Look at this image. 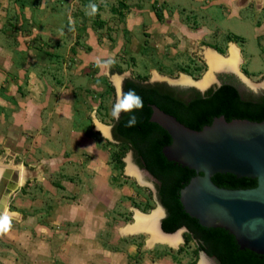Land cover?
<instances>
[{
    "label": "rangeland",
    "instance_id": "rangeland-1",
    "mask_svg": "<svg viewBox=\"0 0 264 264\" xmlns=\"http://www.w3.org/2000/svg\"><path fill=\"white\" fill-rule=\"evenodd\" d=\"M90 4L98 6L95 15ZM0 37L9 52L0 58V163L26 173L8 199L17 215L0 237V264H78L72 254L89 251L99 255L84 264H196L187 231L177 247L122 232L134 223L133 208L149 213L156 202L148 186L123 173L129 147L109 140L96 121L113 123L121 72L200 80L209 71L208 47L229 56L241 46L244 74L261 81L264 0H0ZM109 58L114 65L97 64ZM62 104L71 116L61 126L69 145L61 157L60 145L57 153L46 148L50 123L36 130L34 122L39 110L51 116ZM71 129L81 139L70 138ZM75 156L81 171L67 165ZM84 198L106 217L101 240L81 232L85 207L73 211L72 204Z\"/></svg>",
    "mask_w": 264,
    "mask_h": 264
},
{
    "label": "water",
    "instance_id": "water-1",
    "mask_svg": "<svg viewBox=\"0 0 264 264\" xmlns=\"http://www.w3.org/2000/svg\"><path fill=\"white\" fill-rule=\"evenodd\" d=\"M220 64L224 71L211 67L200 80L121 72L120 90L134 89L143 108L96 123L129 145L123 173L152 190L156 207L133 208L134 229L170 246L189 232L196 264H264V78L249 80L233 54ZM130 115L134 127L125 126ZM10 183L0 163V206Z\"/></svg>",
    "mask_w": 264,
    "mask_h": 264
},
{
    "label": "crops",
    "instance_id": "crops-1",
    "mask_svg": "<svg viewBox=\"0 0 264 264\" xmlns=\"http://www.w3.org/2000/svg\"><path fill=\"white\" fill-rule=\"evenodd\" d=\"M0 43L1 44L3 43V38H1V37H0ZM1 44H0V55H1L0 58L2 60H4L3 58H5V56H2V55H7L9 52H8L7 48L5 46H2ZM7 59L9 60V57H7ZM8 60H7V62H8ZM64 108H65V106L63 104L60 106H57L56 109L53 112H51V116H49L50 114L49 115L47 113L45 114V112L41 109V110H39L38 114L36 115L35 122H34V124H35L34 128L36 130H40L42 128V126L44 125V123H46V124L50 123L49 134L51 135V141L49 143L50 145L46 146V148H48V149L52 148V150L57 153V149L61 146V149H62L61 150L62 152H60L61 157L66 156L65 152H66V149L69 147V145L67 144V141L65 139V136L61 135V134H65V132L62 130V127L66 128V126L68 125V121H69L67 118H69L71 116L70 114L65 112ZM46 112H48V111H46ZM52 114H53V116H52ZM62 115L66 118V120H63L64 117ZM48 117H49V119H48ZM29 126L27 128H29ZM42 136H45V134L42 133L40 135V137H42ZM69 137L74 138L77 141L79 139H81V136L78 134L77 130H73V129H71V131L69 133ZM61 138L62 139L64 138V139L61 140ZM54 158H56V157H54ZM54 158H52V159H54ZM67 158L70 159V161H68L69 163H67V165H69V167L75 168V166H79V169L81 171V169H82L81 160H79L78 157L75 156L74 158H71V157H67ZM56 160H57V158H56ZM73 162H75V163H73ZM59 166H60V164L57 165V169H55V170H59ZM79 202L81 204H78L75 201V203L72 204V208H73V211L76 209H79V208H84V207L86 209V210L84 209V211H82V215H81V218L85 219L81 232L82 233H88V234L93 233V236H95V238H97L96 240H98V239L101 240V235H103L105 233L106 217H104L103 215H101L99 213H96L94 210L95 209L94 206L92 208L89 206L90 205L89 198L88 199L84 198V199L80 200ZM94 220H97V223H96L97 227L100 225L99 226L100 229L96 232H93V230L95 228L94 227L92 228V224H93ZM90 221H92V222H90ZM69 235L81 236L80 234H73L71 232ZM100 249H102V251L104 250V248H100L99 246L94 247L95 251H97V250L99 251ZM90 252L91 251H89L88 254H86L87 253L86 252L84 255H83V253L82 254L76 253L75 255L72 254V260L71 261L78 263V264H84V263H87V261H88V263H89V261L96 262V260H94V259L99 254H96V253L90 254Z\"/></svg>",
    "mask_w": 264,
    "mask_h": 264
},
{
    "label": "clouds",
    "instance_id": "clouds-1",
    "mask_svg": "<svg viewBox=\"0 0 264 264\" xmlns=\"http://www.w3.org/2000/svg\"><path fill=\"white\" fill-rule=\"evenodd\" d=\"M90 12L88 15H95L98 12V6L96 4L89 5ZM74 30V25H73ZM104 63L106 66H112L115 64L114 59L109 58L106 61L101 62L97 60V64ZM143 108V98L136 93L134 89H129L127 92L122 90L118 91L116 101L112 106L111 115L113 120L118 122L122 113H134L138 109ZM137 124V118L135 115H130L126 122V127H134ZM16 213L2 212L0 213V237L8 234L13 227V219Z\"/></svg>",
    "mask_w": 264,
    "mask_h": 264
},
{
    "label": "bare ground",
    "instance_id": "bare-ground-1",
    "mask_svg": "<svg viewBox=\"0 0 264 264\" xmlns=\"http://www.w3.org/2000/svg\"><path fill=\"white\" fill-rule=\"evenodd\" d=\"M216 52L217 51L213 48L208 49L206 51V59H207L208 64L210 66L209 68L213 67L215 69V72H216V70H220V69L222 70L223 69L221 67V64H220V59H224L225 62H228V58H229V57H223L224 55L222 53H219V52L216 53ZM231 54H233L234 57L236 58L237 65H238L240 62V56H239V50H238L236 45L232 46ZM238 68H239V65H238ZM189 76L193 79V77L191 75H189ZM116 83H117L116 87H117L118 91H120V82H118L116 80ZM6 166H8L10 173H11V183H10V187H9L7 194L4 196V198L1 202L0 213H2V212L15 213V211L9 210L8 205H7L8 199H9V196L11 195V193L14 190H16L18 188V186H20V183L23 184V182L25 181V177H26L25 174L26 173H25V169L23 166L15 167L14 165H11V164L6 165ZM122 232L127 234V233H135V232L138 233V232H145V231L136 230L132 227V224H129V225L122 228ZM146 233H148V232H146ZM149 243H150V245H153L155 242H152L149 240ZM162 243H165V242H162ZM179 243L180 242H178L175 246H177Z\"/></svg>",
    "mask_w": 264,
    "mask_h": 264
},
{
    "label": "flooded vegetation",
    "instance_id": "flooded-vegetation-1",
    "mask_svg": "<svg viewBox=\"0 0 264 264\" xmlns=\"http://www.w3.org/2000/svg\"><path fill=\"white\" fill-rule=\"evenodd\" d=\"M233 40V39H232ZM232 40H229V42H228V46H229V43H230V41H232ZM233 42H235V43H237L236 41H234L233 40ZM207 47V46H206ZM237 48H238V50H239V56H240V62H239V70L241 71V72H243V73H245L246 74V69L243 67V64H245V61H244V59H243V57H242V47L241 46H239V45H237ZM208 49H211V47H208L207 48V50ZM217 52H219V53H221L218 49H216V48H214ZM214 51V50H213ZM216 52V53H217ZM231 54V53H230ZM205 55H206V53H205ZM222 56V55H221ZM230 56V55H229ZM229 56H223V57H229ZM205 59H206V57H205ZM241 59H242V62H241ZM206 61H207V59H206ZM207 63H208V61H207ZM209 65V64H208ZM210 67V66H209ZM221 71H224V69H220V70H216V73H218V72H221ZM263 75V74H262Z\"/></svg>",
    "mask_w": 264,
    "mask_h": 264
},
{
    "label": "trees",
    "instance_id": "trees-1",
    "mask_svg": "<svg viewBox=\"0 0 264 264\" xmlns=\"http://www.w3.org/2000/svg\"><path fill=\"white\" fill-rule=\"evenodd\" d=\"M122 144H125V145H127L128 147H129V145L126 143V142H121ZM188 234L191 236V238L192 239H194L193 237H192V235L188 232ZM198 247V246H197Z\"/></svg>",
    "mask_w": 264,
    "mask_h": 264
}]
</instances>
